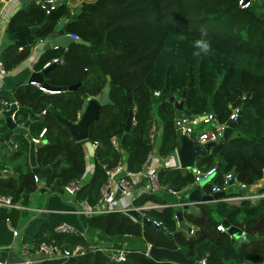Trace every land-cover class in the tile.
Instances as JSON below:
<instances>
[{
	"label": "trees",
	"instance_id": "trees-1",
	"mask_svg": "<svg viewBox=\"0 0 264 264\" xmlns=\"http://www.w3.org/2000/svg\"><path fill=\"white\" fill-rule=\"evenodd\" d=\"M45 0H41L43 3ZM54 1V0H52ZM80 5L75 16L71 10ZM64 33L77 39L65 49L43 51L34 63L41 69L45 63L61 59L43 74L51 85L79 82L75 89L48 92L25 83L13 89L18 109L16 123H22L28 108L35 116L27 123V131L36 137L42 127L41 143L34 151L38 165H47L56 158L59 164L43 179L54 193L63 184L80 178L85 171V157L91 172L74 194L76 199L96 202L99 188L105 181V169L118 161L128 170H140L148 151L155 146L160 156L173 155L177 139L174 129V106L170 97L183 93L182 107L188 115L212 113L224 121L230 109L242 102L239 118L225 140L213 144L195 161V169L215 170L199 184H192L194 171L187 167L157 169L158 188L141 193L135 205L145 201L173 203L168 189L179 190V200L193 187L202 193L220 186L223 175L234 174L247 185L264 177V15L255 0L239 7L237 0H58L47 12L34 0H26L10 16L5 28L6 45L0 50V61L9 69L23 59L29 44L20 47L15 40L28 35L31 25H39L35 36L52 34L60 18ZM207 31L212 52L197 57L194 41L201 29ZM76 40V39H74ZM109 76L108 96L111 104L99 106V117L87 126L89 142L96 141L92 154L87 153L85 140H74L57 115L75 121L84 101L100 92ZM153 90H158L154 95ZM126 95L133 102V125L123 130L127 112ZM160 121V122H158ZM151 122L158 126L153 142L148 139ZM6 127L0 116V133ZM201 126L198 125V128ZM14 149L0 152V171L10 168L16 176H0V194L12 202H26L36 189V180L28 163V141L15 133ZM115 138L116 146L111 143ZM258 191L264 190L259 187ZM189 206L169 204L146 208L143 214L159 225L131 221L120 212L92 213L87 225L103 236H139L143 249L128 248L124 260L113 262L100 251L85 250L60 264H180L167 258L145 254L146 244L178 249L186 258L204 264H238L236 240L216 225L226 219L250 235H264V197L255 205L250 199L236 203L217 200ZM180 210L184 226L177 224L175 211ZM189 228L192 230L189 233ZM54 242L62 248L86 247L88 240L79 232L54 231L42 223L32 243ZM96 243H101L96 241ZM243 264H264V238L246 240L240 245ZM54 260H42L51 264Z\"/></svg>",
	"mask_w": 264,
	"mask_h": 264
},
{
	"label": "built area",
	"instance_id": "built-area-1",
	"mask_svg": "<svg viewBox=\"0 0 264 264\" xmlns=\"http://www.w3.org/2000/svg\"><path fill=\"white\" fill-rule=\"evenodd\" d=\"M8 0H0V10L3 7V5ZM35 3H38L39 5L43 6L45 8V11L47 12L49 9L53 7L52 0H45L43 3H41V0H34ZM252 0H237V5L241 8L248 6L251 3ZM45 2H48L49 4L46 5ZM68 36H70L73 39H77V35L73 33H66ZM47 63L44 64L47 65ZM7 72V69H4L2 66V63L0 61V74H4ZM28 83L33 84L35 86H38L40 88V85L34 81L29 80ZM153 94L157 95L158 90H153ZM15 105H17V102L15 100L11 101ZM11 102H8L5 99H2L0 103L4 105L6 108L9 106ZM238 109L239 107L237 105L233 106L230 109V112L227 116V119L224 121H217L215 119L214 114L212 113H202L198 115H190V117H182V118H175L174 117V123L178 126L181 133L186 135L188 138L198 142L203 143L206 141H216L217 138H219L222 135L223 129L227 126L228 121L230 120H236L238 116ZM16 109H14L10 113V117L14 119V112ZM199 123H203L207 125V127H200L198 128ZM44 127L40 129L36 137L31 136V138L34 141L41 140V136L43 134ZM158 132V126L155 122H151L149 128H148V139L150 142H153L155 135ZM111 143L116 146L115 138L111 137ZM90 145L92 149L97 145L96 141L90 142ZM175 154V153H174ZM168 156L160 157L155 153V146L152 144V148L148 151L146 155L145 162L143 163L140 170H128L126 169L123 162L118 161L114 166H112L109 169H105L106 178L105 181L102 183V185L99 188V195L97 197V200L95 203L90 204L84 199H76L74 197L75 192L80 187L82 183V177L80 178H74L66 182L62 185L61 189L63 192H66L69 196L73 197V203L72 208L70 211L76 213V214H84V215H90L92 213H105V212H120L124 215H126L131 221H138L142 223L141 218H137L134 214H132L131 210H136L139 212L140 216H144L143 210L146 208H161L169 204H174L177 206H192L194 204L193 201L188 200L186 197L179 200L180 191L179 190H172L168 189V191L176 197L175 202L171 203H158V202H152V201H145L142 204L135 205L133 203V199L140 195L141 193L146 192H153L158 188L157 183V169L162 166L166 167H179L178 161L176 162V165H174L172 162H169L170 158H167ZM85 169L88 168V161L85 157ZM91 166V165H90ZM215 170V165H211L204 171H200L198 169L192 170L194 171V178L192 181V184L199 183L200 178H204L207 176H210L212 172ZM144 176V184L141 186H135L136 183L139 181V179ZM34 180H37L36 177L33 175ZM112 185L117 187L118 195L116 197H113L111 193ZM231 185H235L237 189H242L243 192H232L228 190V187ZM263 187V186H262ZM222 190L224 191V194L220 196L217 200L226 201L229 203H236L240 199H250L254 200L256 198H263L264 197V190H253L250 188V185H247L245 182L238 179L234 174H231L230 172H227L223 175V182L220 186H212L211 192L208 194H211L214 191ZM0 204H5L8 207L10 206H16V203L12 202L10 200L9 195H3L0 194ZM147 218V217H146ZM148 219V218H147ZM155 225H159V223L155 220H151ZM177 224H179V221H176ZM5 223L6 225L11 229L12 234H16V230L12 228L9 224V219L5 217ZM216 229L219 231H226V228L221 224L218 223L216 225ZM54 231H60V232H76L75 228L65 222H59L53 226ZM191 229L189 228V233H191ZM78 232V231H77ZM80 234H83V232H80ZM84 235V234H83ZM150 244H146L145 246V254H147V248ZM85 250H91V251H100L104 253L105 257L113 262H119L125 259L127 253H128V247L125 246H118L113 245L109 243H96V242H88L86 247H82L80 245H75L71 249L62 248L59 245H57L54 242H46V241H40L37 244L29 243L28 245H24L22 249V253L29 254V253H40L42 256L40 260H29L24 259L20 262L15 263H5L0 260V264H42V260H54L51 264H60L67 258H70L71 256H76L79 254H82ZM148 255V254H147ZM198 264H204V258L201 257L198 261ZM238 264H243L238 263Z\"/></svg>",
	"mask_w": 264,
	"mask_h": 264
},
{
	"label": "water",
	"instance_id": "water-1",
	"mask_svg": "<svg viewBox=\"0 0 264 264\" xmlns=\"http://www.w3.org/2000/svg\"><path fill=\"white\" fill-rule=\"evenodd\" d=\"M26 0H20L21 4L24 3ZM58 0L52 1L53 4H55ZM261 6H262V12L264 15V0H261ZM46 5H48V2H45ZM80 5H78L74 11L71 13V16H75V14L79 11ZM65 17H62L59 19V21L56 23L54 27L53 34L47 35V42L45 45L48 46H62L66 47L70 42L77 41L81 43H86V41L81 39L74 40L70 36H68L66 33H64V21ZM38 25H31L28 28V35L22 39V40H15L13 43L16 46H22L23 44H30L33 42L34 35L36 32ZM61 59L52 61L48 63L47 65L43 66L38 71H32L28 77L29 80L36 81L40 88L43 90H47L49 92H57L59 90H71L75 89L79 82H74L69 85H51L43 80V74L45 71H47L49 68L54 66L57 62H60ZM109 91V76L106 75V81L102 85V88L99 93H97L94 96H89L86 98L85 103L83 105V108L81 112L79 113L77 119L73 122L65 120L57 115V119L62 122L68 132L71 138L74 140H85L84 144L88 150L89 154H92L93 149L90 145V142L86 140L87 138V126L88 124L99 117V106L101 104H111L112 101L110 100L108 96ZM183 93L180 94V97L178 99H173V97H170V100L174 106V117L175 118H182V117H190L186 113V111L182 107L183 103ZM126 105H127V112L126 116L123 122V130L127 131L130 129V127L133 125V102L129 95H126ZM241 106L242 102L239 104L238 109V116L241 112ZM20 106L15 105L13 102L9 104L7 108L0 109V114L3 117V120L5 122L6 127L12 132L17 134H22L28 141V163L31 172L36 177V179H45L50 172L51 169L55 168L59 164V159L56 158L52 163L47 165H38L35 161L34 151L38 145L42 142L41 140L34 141L31 138V135L27 131V123L32 120L35 116L31 113V111L28 108H25V111L28 113L27 119H25L22 123H16L15 120H13L10 117V113L14 109H18ZM160 122V121H158ZM236 120H230L228 121L227 126L223 129L222 135L217 138L216 141H206L203 143H198L190 138H188L186 135L181 133L178 126L174 123V129H175V135L177 139V144L174 148V153L176 155L177 161L180 165V167H187L191 170H194L195 168V161L200 156L205 154L209 148L215 144L216 142H219L221 140H225L228 135L232 131V127L235 124ZM3 175H11L15 176L14 173L11 170L3 169L2 171ZM210 176L200 178L199 184L207 180ZM40 190L45 191L46 187L40 186ZM57 193H62V189L58 188L56 189ZM239 192H243L242 189H239ZM224 194V191L217 190L212 192L211 194L202 193L200 188L198 186L193 187L190 191H188L184 196L194 203L197 202H206L209 205L213 204L214 201H217V199ZM253 203L255 205H258L261 203V199L256 198L253 200ZM192 208L191 206H189ZM132 214H134L137 218H141L142 223H148L155 225L150 219H147L145 216H140L139 212L136 210L130 211ZM175 216L177 221H179V225L184 226V223L181 220V212L180 210L175 211ZM221 224L226 228V231L235 238L236 240V246H237V263L242 262V251H241V243H243L246 240H253V239H262L264 238V235H250L248 233L243 232L240 228L234 225H230L229 222L226 219L221 220ZM147 254L153 258H167L170 260H173L175 262H178L180 264H198L197 261L191 260L186 258L178 249H167L164 247H157L154 245H149L147 248ZM71 259H74V256L70 257ZM0 260L5 263H15L20 262L23 260V257L15 250V245L12 244L10 246H4L0 247Z\"/></svg>",
	"mask_w": 264,
	"mask_h": 264
},
{
	"label": "crops",
	"instance_id": "crops-1",
	"mask_svg": "<svg viewBox=\"0 0 264 264\" xmlns=\"http://www.w3.org/2000/svg\"><path fill=\"white\" fill-rule=\"evenodd\" d=\"M21 6L20 0H8L0 10V50L6 45L7 40L5 37V28L11 14ZM74 10H71L73 12ZM67 19V18H65ZM39 26V25H38ZM38 28V27H37ZM37 30V29H36ZM53 34V33H52ZM47 36L37 37L34 35L33 42L29 44L27 55L21 59L17 64L7 69V72L0 74V101L2 99L11 102L14 100L12 94L13 89L20 84L28 83V77L32 71H38L34 68V63L40 54L48 49L66 47L62 46H46ZM16 46V45H15ZM20 47V46H17ZM30 84V83H29ZM33 85V84H32ZM43 90V89H42ZM47 91V90H46ZM49 92V91H48ZM178 99V98H177ZM86 100V99H85ZM85 103V101H84ZM18 105V104H17ZM6 108L0 103V109ZM1 116V114H0ZM28 113L26 115L27 119ZM2 117V116H1ZM3 119V117H2ZM27 128V126H26ZM15 133H12L7 127L0 133V152H11L17 145ZM87 149V148H86ZM88 153V150H87ZM89 154V153H88ZM90 155V154H89ZM169 162L176 165V155H168ZM88 161V168L85 169L82 176L83 180L88 178V174L91 172V163ZM11 170L16 176L14 170ZM2 171V170H1ZM0 171V176L3 175ZM264 177L259 180L258 184L263 181ZM145 182L144 176H142L135 186H141ZM250 185V188L254 190V185ZM40 186L46 187L45 191L39 189ZM229 191L238 193L239 189L235 185L228 187ZM63 192V191H62ZM111 193L113 197L118 195L117 187L112 185ZM59 194L48 190V187L44 184L43 180H36V189L29 193L26 202L21 203L16 201V206L8 207L5 204H0V247L15 245V250L24 258L32 261L40 260V253H22L24 245L31 243L40 229L42 223L54 226L59 222H65L75 228L76 231L83 232L88 242H98L100 244L109 243L118 246H125L128 242L133 243V239L129 238L130 235H117V236H103L98 230L91 228L87 225L88 215L76 214L70 209L72 208L73 197H62ZM175 197V196H174ZM176 199V197H175ZM5 217L9 219V224L16 230V234L13 235L11 229L5 223Z\"/></svg>",
	"mask_w": 264,
	"mask_h": 264
},
{
	"label": "clouds",
	"instance_id": "clouds-1",
	"mask_svg": "<svg viewBox=\"0 0 264 264\" xmlns=\"http://www.w3.org/2000/svg\"><path fill=\"white\" fill-rule=\"evenodd\" d=\"M194 48L196 51L193 54L197 57L207 56L212 52V44L207 38V31L205 29H201L200 38L194 41Z\"/></svg>",
	"mask_w": 264,
	"mask_h": 264
},
{
	"label": "rangeland",
	"instance_id": "rangeland-1",
	"mask_svg": "<svg viewBox=\"0 0 264 264\" xmlns=\"http://www.w3.org/2000/svg\"><path fill=\"white\" fill-rule=\"evenodd\" d=\"M253 1V0H252ZM261 0H255V2L258 4H261V2H260ZM261 10H262V6H261ZM199 126H202V127H207V125H205V124H203V123H199ZM262 186H264V179H263V181H261L260 183H258V184H255L254 185V190H257L259 187H262ZM60 196H62V197H66V196H69L66 192H62L61 194H59ZM84 215V214H83ZM102 237H103V235H102ZM129 238H131V239H133L134 241H133V243H130V242H128L127 243V245H125V247H128V248H133V249H143L144 248V242H143V240L141 239V237H139V236H131V237H129Z\"/></svg>",
	"mask_w": 264,
	"mask_h": 264
}]
</instances>
